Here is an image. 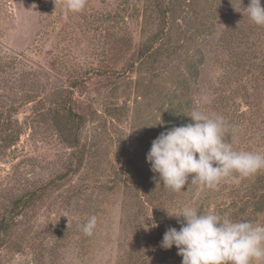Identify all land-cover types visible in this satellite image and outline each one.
Here are the masks:
<instances>
[{
    "label": "rangeland",
    "instance_id": "374dc122",
    "mask_svg": "<svg viewBox=\"0 0 264 264\" xmlns=\"http://www.w3.org/2000/svg\"><path fill=\"white\" fill-rule=\"evenodd\" d=\"M249 2L86 0L74 13L65 0H0V220L14 198L38 191L10 224L0 264H139L148 237L151 264H181L175 246H160L180 227L166 210L216 212L261 183L264 170L214 189L190 177L173 192L146 159L193 110L223 116L234 149L264 154V26L250 20ZM159 30L160 52L138 58ZM67 96L83 118L77 147L54 114ZM245 206L236 218L264 225V211Z\"/></svg>",
    "mask_w": 264,
    "mask_h": 264
},
{
    "label": "clouds",
    "instance_id": "9594fccd",
    "mask_svg": "<svg viewBox=\"0 0 264 264\" xmlns=\"http://www.w3.org/2000/svg\"><path fill=\"white\" fill-rule=\"evenodd\" d=\"M65 3L74 13L82 12L86 6V0H65ZM246 11L255 25L264 26L261 0H250ZM188 116L192 122L162 131L146 154L151 171L158 174L163 187L180 192L191 177V183L199 182L214 189L233 173L249 177L264 170V154L238 151L226 141L230 126L223 116L199 110H193ZM158 123L163 121L148 126ZM166 211L180 227L179 230L168 227L160 246L165 250L175 246L177 254L182 256L181 264L264 262V225H255L247 219L233 220L227 215L202 212L190 206L177 212ZM96 225L97 218L93 215L82 226L83 233L91 236ZM153 227H158L157 222L153 221L145 229Z\"/></svg>",
    "mask_w": 264,
    "mask_h": 264
},
{
    "label": "trees",
    "instance_id": "16d2710c",
    "mask_svg": "<svg viewBox=\"0 0 264 264\" xmlns=\"http://www.w3.org/2000/svg\"><path fill=\"white\" fill-rule=\"evenodd\" d=\"M162 35V30L158 31V34H154L152 38H150L149 41L146 42L145 45H143L138 53V58H143V57H150L153 55H157L160 52V46H157L156 44L158 43L159 39L161 38ZM260 76H264V64L259 66ZM67 96L66 99H64L59 106H57L54 110L55 118L57 120L62 121V124L64 123V126L66 127V130H62V132L66 133L69 135L70 133L72 135V145H75L77 147V141L75 140V136L77 131H79L80 126L83 123V118L80 114H78L72 107L71 105V100ZM249 105V104H248ZM251 109V106H249ZM59 121V123H60ZM4 123H7L4 121ZM12 125L11 123L7 124ZM9 137V136H8ZM70 137V136H69ZM80 163V160L78 161ZM68 175V172L62 173L58 175L51 183H57ZM261 181L260 184L257 185H252L249 189V195L246 197H243L241 199H235L227 204H221L217 207L216 213L221 214V215H227L229 218L233 220H241L237 219V215H242L245 213V205H252L253 210L256 212L259 211H264V179H258V182ZM258 185H262L261 189H258ZM37 190L34 191H29L17 198H14L11 201V204L9 206V212L5 215L4 218L0 220V245L1 242L4 240L5 235L8 233L7 231L10 228V224L15 220L16 216L19 215V212L26 208L31 202H33L37 198ZM154 209L156 212V215L162 214V206L159 205L158 203L154 204ZM249 215V214H248ZM247 219V218H243ZM151 237H148L146 243H145V248L143 249V252H138L139 257L138 260L136 261L139 264H151L152 258H148L146 254L144 253L145 250H148L149 246L151 245L152 242ZM154 241H161V238H157ZM146 252V251H145Z\"/></svg>",
    "mask_w": 264,
    "mask_h": 264
}]
</instances>
